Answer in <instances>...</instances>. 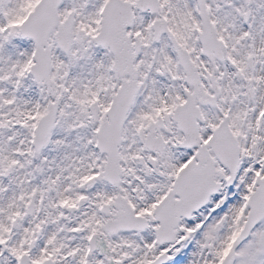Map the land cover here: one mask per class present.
<instances>
[{"label": "rangeland", "instance_id": "rangeland-1", "mask_svg": "<svg viewBox=\"0 0 264 264\" xmlns=\"http://www.w3.org/2000/svg\"><path fill=\"white\" fill-rule=\"evenodd\" d=\"M37 1L9 0L0 9V264H17L24 252L29 254L31 261L40 257L44 251L42 244L53 236L55 216L72 217L73 229H79L80 234L98 230L100 222L93 218L88 205L78 208L77 199L97 188L102 173L95 170L98 160L94 159L99 158L95 148L99 122L92 120L88 105L93 100L98 103L99 118L109 106L111 95L119 84L110 72L112 56L108 50L87 40L82 46L73 45L65 55L50 35V76L54 81L58 110L47 145L35 154L32 145L34 127L52 99L46 95L45 87H40L32 79L29 69L33 62L34 43L21 37L20 23ZM104 1H64L57 9L59 18L63 19L72 8L75 10L73 32L80 28L93 35L99 30L100 9ZM177 1L182 6V0ZM232 2L230 0L216 9L214 0L209 1L211 11L216 13L217 25L220 13L225 14L226 8H232L233 26L237 22V35L240 32L236 36L239 42L232 40L226 44L227 65L236 63L235 66L243 70L245 56L251 53L258 57L259 52L263 53V65L252 71L253 94L250 99H245L244 93L238 96L235 91L222 87L219 108L206 118L203 136L209 135L222 113L228 114L240 147L236 181L232 187L226 186L227 171L218 166L220 175L217 179L221 181L222 189L203 210L180 223L178 238L181 242L177 246L155 247L153 224L141 235H126L124 241L130 245V251L124 254L127 264L147 263L161 251L168 252L164 264H219L244 221L247 197L256 187L255 177L264 173V0ZM168 6L172 11L174 5ZM245 9L250 13L247 25H243L240 19V13ZM189 23H193L192 16ZM247 33L250 39L245 38ZM165 65V61L158 65L149 61L145 69L144 63L139 75L142 92L129 111L119 148L125 191L122 194L136 205L139 213L147 211L146 204L157 199L161 191L153 198L139 195V189L145 188L143 175L137 168V156L147 151L138 144L135 133L147 117L161 116L170 108L180 86L176 78L171 80L172 75L166 72ZM167 65L173 71L171 59ZM225 66L223 71H229ZM23 93L26 96H22ZM231 97H234L233 101L227 103ZM170 144V140L166 141V152H180L174 149L175 144L172 148ZM13 162L17 163L16 169L4 178L3 169ZM92 181L96 184L92 185ZM134 183L136 185L132 188ZM31 195L36 198L35 211L28 216L25 209ZM219 199H225L226 205L217 206ZM39 201H42L40 209ZM17 215L20 221L12 228L11 220ZM234 255L233 264H264V220L246 241L234 249ZM89 259L85 254L74 264H94L97 261L95 258L93 263V258Z\"/></svg>", "mask_w": 264, "mask_h": 264}, {"label": "flooded vegetation", "instance_id": "flooded-vegetation-1", "mask_svg": "<svg viewBox=\"0 0 264 264\" xmlns=\"http://www.w3.org/2000/svg\"><path fill=\"white\" fill-rule=\"evenodd\" d=\"M128 1L133 6L134 15L132 25L127 31L131 34L129 41V45H131L130 51H135L136 53L133 62L137 75L139 76L140 71L143 70L144 63L146 69L149 61H154L156 65L165 61L166 72H170L172 75L171 80L174 81V78H176L180 82V86L177 88L178 94H175L174 101L172 102V104L176 103L175 106L172 107L171 104L170 108L164 114H161V116L147 117L135 133L137 142L159 135L164 143L163 151L159 153L147 151V153L138 155L136 162L138 170L143 175L142 185L145 188V190L139 189V195L153 198L154 194H159L161 191L160 196L149 202V204H146V207H148L147 211H142L141 213H139L140 211L136 209V205L132 201L126 199L135 214L149 218L154 215V209L158 201L172 186L181 168L194 160L193 148L179 146L180 142L184 139L185 129L188 134V140H193L195 133L198 134L200 140L206 139L208 136H203V124L206 118L215 113L219 108V103L222 99V87L223 89L235 91L238 96L244 93L245 99H250L253 94V68L254 66L258 68L262 67L263 62L253 57V55L247 54L245 60L246 66L243 70H239L236 67V63V66L227 65L226 44H230L229 41L236 40V36L240 35V32L237 35V22L236 26H233L232 8H226L227 12L225 14L220 13L219 24L217 25L215 20L216 13L210 9V0H204L216 38L222 40L223 43V59L220 60L217 56V40H212L213 51L210 57H207L203 52L202 41L200 39L203 24L197 0H182L180 2L182 6L178 4L177 0H170L169 2L156 0V10L154 11L150 10L155 5L152 0H143L141 6L139 3L140 7H145L144 10L136 6V0ZM229 1L223 0L222 3H219L218 0H214L217 5L216 9L226 5ZM232 4H234V0ZM168 5H174L172 11L169 10ZM188 16L189 18L192 16L193 23H189ZM240 19L243 25L248 24V19L244 18L242 12L240 13ZM245 37L249 39L250 35L246 34ZM241 39L243 40L242 36ZM236 41L239 42L238 40ZM122 44L128 45L126 41H122ZM176 45L179 46V51L182 50L183 52V63L180 62L178 53L175 50ZM259 54L260 52L258 53V57L262 58L263 53L260 56ZM248 56L251 57V63L247 62ZM168 59L173 61V71L168 68ZM224 65H226L225 67L229 71H223ZM184 66L187 68L186 72L183 69ZM214 87L218 91L215 98V101L217 100L216 105L205 104V94L207 93L209 96L213 95ZM233 99L234 97H231L227 103H231ZM178 104H183L180 111L175 110ZM222 115L223 113L216 123ZM152 123L155 135H151L150 124ZM168 140L171 141L170 147L172 148L173 144H175L174 149L180 152H166V141L168 143ZM103 163L104 160L102 161L101 159L95 170L101 171ZM174 166L176 167L172 171ZM217 166L219 165L217 164ZM91 184L94 185L96 182L92 181ZM135 185L134 183L132 188ZM123 192H125L123 175L120 178L118 187H114L108 184L103 179L102 174H100L97 188L89 190V193L85 195L87 196V202L84 204L88 205L92 210L93 218L100 220V222L98 221V230L96 227L95 231L82 232L80 234L81 231L79 229H73L72 217L65 219L61 216H55L53 236L49 242L42 244L44 251L40 254V257L32 260V262L38 263L45 259H50L54 264H74L77 259L82 258L86 254L90 259L93 258V263L94 259H97L94 264H127L128 259L125 258L124 254L130 251V245L124 241V237L129 234L141 235L145 231L125 232L120 229L116 232H111L112 227L109 226L108 229L103 228L104 223L108 219L115 220L117 218L116 215L119 213V209L114 204L115 196ZM217 196L218 194L212 196L210 200L215 199ZM217 202V206L219 207L226 205L225 199H219ZM77 206L79 208L83 205ZM149 224L156 226L157 223L151 222ZM154 228L152 230L153 235ZM180 242L181 238H178L177 232L175 243L173 245L170 244L171 246L169 245L168 247L172 248L180 244ZM157 255L158 253L155 257ZM137 263H140V260Z\"/></svg>", "mask_w": 264, "mask_h": 264}, {"label": "water", "instance_id": "water-1", "mask_svg": "<svg viewBox=\"0 0 264 264\" xmlns=\"http://www.w3.org/2000/svg\"><path fill=\"white\" fill-rule=\"evenodd\" d=\"M9 0H0V8L8 3ZM64 0H40L34 10L29 14L27 19L21 25L22 37H29L34 41V64L31 66V74L34 80L40 85H46L47 93L54 95L53 81L49 77L51 67L50 63V46L48 45L49 34L57 28L53 33V39L57 46L68 53L73 42L82 44L86 36L82 30H79L76 36L72 37L73 27V11L71 10L67 17L60 22L57 14L58 5ZM71 1V0H70ZM124 14L130 18L129 5L121 3L120 0H110L107 3L103 14L101 31L92 39L96 44L102 46H110L115 54V61L112 65L114 71L123 74L128 73L130 79L123 81L117 93L113 96L111 106L106 112L109 122L102 121L97 131V147L99 151L108 154L105 176L110 182L117 184L120 169L118 168L117 150L121 142V129L125 119L126 112L131 105L134 95L137 91L134 70L131 67V58L122 52V47L113 44L123 38V25L119 26L126 18ZM122 17V18H121ZM205 26L209 22L204 15ZM120 29H122L120 31ZM209 33L211 29L205 28L203 34L204 50L209 49ZM122 36V38H120ZM213 103V101H211ZM90 109L96 118V104L90 105ZM181 107L177 110L180 111ZM57 104L53 101L49 104L48 112L43 115L35 128L34 146L38 152L46 143L48 134L54 126ZM156 143H148L150 148H155ZM188 146H196L198 140H186L184 143ZM183 144V145H184ZM147 146V145H146ZM207 146H210L220 162L224 163L230 173V181L234 179L236 164L238 162V149L235 138L230 134L226 120L220 123V126L214 131L211 139L202 145L197 153L198 165L187 166L173 189L164 198L161 207L157 210V219L160 226L156 229V241L158 243L171 242L175 239V227L178 225L180 215L189 217L193 210H197L204 205L208 197L218 190V184L213 181L212 160L208 156ZM159 147V146H158ZM160 148V147H159ZM208 163L203 165V162ZM190 167V168H189ZM15 168V164L5 171V176L11 173ZM194 169L189 171V169ZM258 184L254 192L249 196L247 205L249 212L246 221L239 235L234 241V246L246 239L251 230L264 218V176L257 178ZM179 196V200H172L173 194ZM120 199L119 206H124L125 211L122 223H131L130 212L127 205ZM172 210L174 211L172 213ZM137 219V218H134ZM146 222L141 219L134 225L125 226V229L138 230L144 229ZM122 226H124L122 224ZM165 260V254H161L156 260L150 264H161ZM233 252L230 251L221 264H232ZM21 264H27L26 256L22 259Z\"/></svg>", "mask_w": 264, "mask_h": 264}, {"label": "bare ground", "instance_id": "bare-ground-1", "mask_svg": "<svg viewBox=\"0 0 264 264\" xmlns=\"http://www.w3.org/2000/svg\"><path fill=\"white\" fill-rule=\"evenodd\" d=\"M16 89H17V88H16ZM22 96H26V95L23 93Z\"/></svg>", "mask_w": 264, "mask_h": 264}]
</instances>
